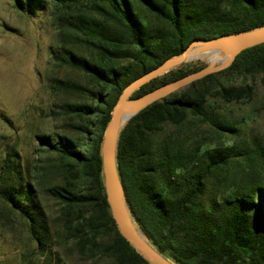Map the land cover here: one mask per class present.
I'll return each instance as SVG.
<instances>
[{"label":"trees","instance_id":"1","mask_svg":"<svg viewBox=\"0 0 264 264\" xmlns=\"http://www.w3.org/2000/svg\"><path fill=\"white\" fill-rule=\"evenodd\" d=\"M21 11L45 10L46 0H14ZM59 29V65L85 72L99 87L57 81L64 90L88 93L92 104H70L83 120L80 143L64 135L40 136L58 156L61 183L47 188L77 215L69 228L82 247L92 244L112 264H150L121 235L107 200L102 145L112 112L133 81L176 57L195 40H210L264 26V0H50ZM85 46L87 58L76 51ZM206 67L172 69L137 90L139 98ZM235 78V79H233ZM241 78L243 85L231 81ZM259 79L264 89V44L239 54L227 69L139 111L120 133L117 169L129 211L143 235L175 264H264V150L249 146L203 149L190 144L192 120L218 133L238 130L221 105L248 103ZM260 111L264 115V100ZM0 162V198L26 223L30 241L52 252L53 229L36 184L53 168L40 166L36 184L25 182L15 147ZM256 161L259 164H256ZM246 163L241 175L231 165ZM75 210L77 212H75ZM105 236L107 240L101 239Z\"/></svg>","mask_w":264,"mask_h":264},{"label":"rangeland","instance_id":"2","mask_svg":"<svg viewBox=\"0 0 264 264\" xmlns=\"http://www.w3.org/2000/svg\"><path fill=\"white\" fill-rule=\"evenodd\" d=\"M46 1L45 10L32 12L19 10L14 0H0V162L6 157L8 146L15 147L25 182L32 184H36L40 166H53L40 180L41 185L36 184L53 229L52 252L46 255L36 251L24 220L10 212L0 198V264H112L111 259L101 255L92 244L81 246L79 238L73 237V230L69 228L70 221L77 215L68 216L64 205L47 192L48 187L61 183L62 175L54 167L58 156L44 149L39 137L64 135L84 142L85 135L77 129L83 120L67 106L93 103L88 93L64 90L55 83H74L89 91L100 87L85 72L61 66L52 57L51 49L60 46L59 29L51 13V2ZM76 51L87 58L93 57L85 46H78ZM227 59L225 55L209 58L201 54L191 56L183 65L187 69L214 66ZM230 83L241 86L243 80L239 78ZM248 83L255 87L252 101L221 105L216 111L238 131L218 133L209 123L193 119L185 129L190 144L197 141L203 149L249 146L264 150V115L260 111L264 89L259 79ZM246 168V163L235 162L229 171L231 175L240 176ZM77 224L74 220L73 226ZM101 239L107 240L105 236Z\"/></svg>","mask_w":264,"mask_h":264},{"label":"water","instance_id":"3","mask_svg":"<svg viewBox=\"0 0 264 264\" xmlns=\"http://www.w3.org/2000/svg\"><path fill=\"white\" fill-rule=\"evenodd\" d=\"M216 42H225L233 45V53L229 59L221 64L214 66H206L203 69L194 72L184 78L166 84L160 88H157L142 97L131 98L132 95L148 84L152 80L162 76L172 69H176L186 63L191 55V51L194 47L204 44H211ZM264 44V26L235 34H229L222 37L210 39V40H195L193 41L184 53L166 60L158 68L148 72L140 78L133 81L123 91L120 99L112 112V119L106 130L104 141L102 145V159H103V174L105 180V189L107 193V200L111 209L112 216L116 221L118 229L121 235L147 260L150 264H170L167 258L159 253L150 242L143 239L139 234L134 233L129 227V219L125 213V210L119 200V192L121 191L124 196L123 187L119 178L117 169V151L119 137L124 126H121L123 121V111L126 105H131L138 108V111L133 115L135 116L139 111L145 107L160 101L190 85L202 80L203 78L221 72L229 68L237 56L243 51ZM132 116V117H133ZM131 117V118H132ZM130 118V119H131ZM128 119L126 123L130 120ZM126 202V199H125ZM127 205V202H126ZM128 207V205H127ZM129 209V208H128ZM147 239V238H146Z\"/></svg>","mask_w":264,"mask_h":264},{"label":"bare ground","instance_id":"4","mask_svg":"<svg viewBox=\"0 0 264 264\" xmlns=\"http://www.w3.org/2000/svg\"><path fill=\"white\" fill-rule=\"evenodd\" d=\"M233 48H234L233 45L227 44L225 42H216V43H211V44H204V45H201L200 48H197V49L193 48L194 50L192 49L190 57L201 55V54H207V57H209V58H213L215 56H224L225 55L229 59L233 53ZM137 111H138V108H135L131 105H126L124 107V111H123V121L121 123V126L124 123H126V121L128 119H130ZM119 200H120V203L122 204V206L125 210V213L129 219L130 229L134 233L139 234L143 239H145L147 241L146 237L141 233V231L138 229L135 221L133 220L132 215H131V213H130L127 205H126L125 199H124L121 191L119 192Z\"/></svg>","mask_w":264,"mask_h":264}]
</instances>
